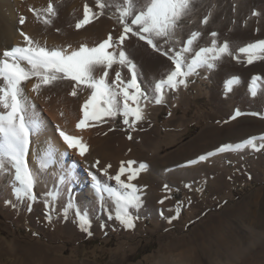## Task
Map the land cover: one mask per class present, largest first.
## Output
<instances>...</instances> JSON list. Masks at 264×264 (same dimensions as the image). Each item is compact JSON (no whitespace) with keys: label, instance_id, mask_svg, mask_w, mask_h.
Listing matches in <instances>:
<instances>
[{"label":"rangeland","instance_id":"rangeland-1","mask_svg":"<svg viewBox=\"0 0 264 264\" xmlns=\"http://www.w3.org/2000/svg\"><path fill=\"white\" fill-rule=\"evenodd\" d=\"M61 2L70 11L75 9L67 20L69 30L83 18L81 9L86 3L98 11L95 0H56V4ZM112 11L106 8L104 15L100 16L105 19L101 27L103 35L96 40L84 39L82 34L78 38L65 39L62 45H52L54 42L51 41L56 40L53 38L39 43L50 50L59 48L70 53L81 45L95 47L109 34L116 41L119 38L117 34L122 33V26L116 18H110ZM253 12L259 15L254 16ZM209 13L211 15L205 25L202 20ZM44 31L42 29V36ZM193 31L202 33L194 45L195 50L210 46V33L216 32L218 45L228 42L232 55H224L211 70L199 69L198 74L188 78L187 87L182 85L175 91L165 89L164 102L146 104L144 119L133 128L123 123L122 116L105 117L104 122L90 121V128L95 133L97 128L98 132H117L124 145L135 152L132 157L136 167L140 163L147 165V169L136 178L140 182L135 183L143 200V206L132 213L136 217L135 227H123L115 219L114 212H103L99 202L93 207H90L92 203L76 205L72 195L79 194L87 183L80 188L77 186L80 185L79 180L70 178L66 184H61L62 175L57 178L60 169L48 168L46 172H38L35 202L17 200L12 176L0 173V264H169L165 250L176 253L170 243H178L180 239L187 244L185 248L198 253L200 260L191 264H264V150L226 151L199 161L200 156L215 152L222 144H237L249 137L264 135V118H261L264 116V60L248 64L246 55L238 52L240 47L264 39V0L254 4L248 0H194L191 13L180 22L173 41L166 44L160 40L158 45L165 51L172 45L178 49L180 44L176 41H186ZM129 37L134 38L135 45L131 47L132 39L128 38L123 50L136 65L140 87L151 97L154 82L166 77L174 66L166 56L154 51L144 41ZM103 71V68H97L94 75L99 78ZM117 71L124 81L130 80L128 69L114 64L108 69V83L115 81ZM253 76L261 77L255 97L249 92ZM233 77H238L239 83L227 91L226 82ZM34 81L35 78L27 82L26 91H32ZM66 81L57 102L61 108L56 103L57 116L62 119L61 115H66L67 120L62 119L63 122L76 126L81 106L91 95V89L76 86L68 79ZM74 87L76 96L71 95ZM36 106L38 112L35 115L42 127L49 124L53 130L46 138H60L61 130L52 116L40 106V102L37 101ZM236 110L242 115L232 119ZM68 116L72 117L71 120ZM230 122L231 132L223 128V131L213 132L214 142H210L213 138L210 135L199 139L204 131ZM241 124L252 125L250 132L237 131ZM40 135L35 138L40 140ZM60 139L63 140L62 137ZM195 140L196 144H209L192 156L185 154V159L166 165L163 158L183 147L187 153L186 147ZM41 148L39 153H35L36 162L38 154L44 150L51 148L55 152L52 146ZM123 152L126 151L120 153ZM93 156L92 165L97 170L99 166ZM160 160L161 164H158ZM62 161L68 168L81 166L72 153L62 157ZM190 161L199 162L189 164ZM115 172L116 169L110 175L114 176ZM110 185H115L114 180ZM56 191L60 195L54 201L46 195ZM161 198L168 206L164 210L158 208ZM45 200L50 201L51 211L45 206ZM69 200L74 208L78 207L90 217L91 236L79 229L78 223L74 222L73 211L70 210L68 218H64L63 209ZM30 203L31 211L28 210ZM109 205L114 209L111 201ZM178 208L179 216L174 218ZM49 214L51 220L47 218ZM205 251L215 253L219 262H214Z\"/></svg>","mask_w":264,"mask_h":264},{"label":"snow or ice","instance_id":"snow-or-ice-1","mask_svg":"<svg viewBox=\"0 0 264 264\" xmlns=\"http://www.w3.org/2000/svg\"><path fill=\"white\" fill-rule=\"evenodd\" d=\"M193 4L194 0H95V7L98 11H94L86 3L83 6V18L76 23L75 27L81 29L104 15L106 8L113 9L110 18H116L122 26V33L118 40L114 41L112 35L109 34L107 39L95 47L81 45L78 50L69 53L67 50L59 48L50 50L41 46L21 31L24 46H13L0 54V173L12 176L13 193L17 200L36 201L35 187L38 183V172L46 171L55 161L53 150L48 148L38 154L36 171L29 166L27 157L31 137L40 132L42 125L35 113L30 112L34 106L28 103L25 96V83L35 78L36 83L32 86V91L35 92H38L42 86L51 85L61 79H68L74 81L76 86L82 85L86 89H91V95L81 106L82 117L76 125L77 129L90 126V121L104 122L105 117L115 118L117 116H122L123 123L128 128H133L137 122L144 119L146 104L164 102L165 89L175 91L182 85L187 87L188 78L198 74L199 69L211 70L216 67L217 62L224 55H232L228 42L225 41L218 45L216 32L210 33L212 37L210 46H201L198 50H195L194 45L202 35L199 31L191 32L186 41H176L180 44L178 49L172 45L165 51L158 45L160 40L166 44L173 41L180 22L191 13ZM29 10L33 12L38 21L46 25L51 24V18L57 14L51 0L44 9L30 8ZM210 15L211 13L204 17L203 24L208 23ZM253 15L259 14L253 12ZM25 19L21 17L19 23L23 25ZM129 35L137 37L154 51L166 56L174 66L166 77L154 82L151 97L140 87L135 71L136 65L123 50L124 42ZM238 52L246 55L248 64L264 60V39L240 47ZM114 64L126 67L131 73L130 80L124 81L121 73L117 71L115 81L108 83V69H111ZM97 68L104 69L99 78L94 75ZM260 80L259 76H253L251 79L249 92L253 97L258 94V81ZM238 83V77L227 80V91H231L232 86ZM71 95H77L76 87L73 88ZM249 114L261 115L260 113ZM240 115L242 113L236 110L232 119ZM59 135L68 148L78 150L80 156L85 155L87 146L80 137L69 135L64 131H59ZM128 138L131 139V135ZM245 149L256 152L264 150V135L252 136L237 144L222 145L215 152L200 156L199 161L207 160L209 156L217 153ZM199 161H190L189 164ZM126 163L127 167H125V162H121L114 176L108 174L107 168L102 170L107 180L115 181V186L102 182L95 174L90 175L94 190L100 200L107 199L112 202L115 219L123 227L133 229L136 219L132 214L133 210H139L143 206V200L140 188L132 181L147 169V165L140 163L134 168L135 161ZM125 173H127L126 180L122 179ZM70 177L71 171L60 178V183L63 184ZM165 190H167V185H165ZM46 195L54 201L59 198L60 193L56 191ZM45 206L49 207L50 211L52 210L49 200H45ZM28 210L31 211V203ZM70 210L73 211L74 222L78 223L79 229L91 236V219L88 214L78 207L74 208L69 200L63 209L65 219L68 218ZM178 216L179 208L174 218ZM47 218L51 220V215L49 214Z\"/></svg>","mask_w":264,"mask_h":264},{"label":"bare ground","instance_id":"bare-ground-1","mask_svg":"<svg viewBox=\"0 0 264 264\" xmlns=\"http://www.w3.org/2000/svg\"><path fill=\"white\" fill-rule=\"evenodd\" d=\"M262 0H248L251 4H254L255 2H260ZM49 3V0H0V54L6 49H11L13 46H24V40L23 37L20 35V32L23 31L25 34H27L31 39L37 41L40 43L48 38H53L56 39L52 45H57V44H63L65 39L68 40L71 37H79V35L84 34L83 38L84 39H90V40H96L98 39L99 36L103 35V23L105 22V19L102 17H99L97 22L95 23H90L84 26L81 29H77L75 27L76 23L75 22L72 25V29L69 30L67 25L68 22L67 20L70 18V14L74 12L75 9H67L66 7H63V2L57 3L56 0H51V3L54 5L56 9V16L52 17V22L51 24H44L41 23V21H38L35 16L33 15V12L30 11V8H34L37 10H41L47 7ZM66 8V9H65ZM73 8V7H71ZM70 12V13H69ZM82 15H83V10L81 9ZM24 17L25 23L21 25L19 23L20 18ZM42 29L44 31V36H42ZM50 29H56V32L51 31ZM87 30H91L93 32H87ZM62 36H61V35ZM118 37L120 34H117ZM61 36V38H59ZM105 38V37H104ZM131 40L130 46L133 47L135 45L134 38L133 37H128ZM128 38L126 40H128ZM125 40V41H126ZM39 43V44H40ZM36 83V80L34 81ZM73 83V82H72ZM67 84L66 79L64 80H57L51 85L47 86H42L41 89L38 92L35 91H26L25 90V96L27 97L28 103L32 106H36L37 101L40 102V106L44 107V109L49 112V114L52 116V120L56 122L57 128L60 129L61 131H64L65 133L72 135V136H77L82 139V142L87 146V151L84 156H80L78 153V150L73 149V148H68L66 142L60 138H52V139H47L48 133L53 131L50 127V125H44L41 127L40 134H33L31 137V145L28 153V163L29 166L35 171L37 167V162L35 159V153H39V150L42 149L41 147H49L52 146L54 148V156H55V161L54 164L49 167V169H60L59 173L57 174V178L60 175H64L71 171V177L74 180H79V184L77 185L78 187H82L85 183H87L85 188L78 193H74L72 196L74 198V201L77 203L76 205H85L86 203H92L90 207H93L96 202L100 203L101 209L103 212H114L115 210L112 209L109 205V200L105 199L104 201H101L98 195L96 194L94 187H93V182L91 180V175L90 174H95L102 182H105L107 184H111L112 181L107 180V177L102 175V170L107 168L108 174L112 173L115 169L116 172H118L119 167L121 166V162H125V167H127L128 161H135L134 154L135 152L131 150V148L128 145H124L122 142V139L119 138V134L117 132H112V131H101L98 132L97 128V133H95V130L93 128H90L91 126L85 127L83 129H77V127L74 125H68L66 122H63V120L66 119V115H61L62 119L57 116V102L60 101L59 93L63 90L65 85ZM74 84V83H73ZM27 82L24 85V89L27 86ZM76 85V84H75ZM57 103V104H56ZM59 105V104H58ZM66 106V105H65ZM73 106V105H72ZM34 107L30 109V111L34 112ZM37 107V106H36ZM35 107V109H36ZM60 107V105H59ZM61 108V107H60ZM71 108V107H70ZM68 109V107H67ZM66 111V110H65ZM38 110L34 113H37ZM55 112V114H53ZM67 112V111H66ZM65 112V113H66ZM69 113V112H68ZM67 114V113H66ZM72 114V113H71ZM69 120H71L72 117L68 116ZM82 117V113L79 115V119ZM76 119V118H75ZM75 121V120H74ZM49 123V122H48ZM90 123V122H89ZM47 124V123H46ZM230 123L225 124L224 126H221L217 129H208L204 131L199 139L204 138L206 136H214L213 132L218 131H223L222 128L225 130H228V133L231 132V126ZM98 125H96L97 127ZM108 127V126H107ZM252 125H244L241 124L239 125L240 131L243 132H250ZM56 128V127H55ZM106 128V127H105ZM51 130V131H50ZM47 131V132H46ZM248 132V133H249ZM36 135H40V140H37L35 137ZM53 135V133H52ZM223 138V137H222ZM198 139V140H199ZM197 140V139H196ZM193 141L192 143H189L188 146L186 147V152L185 153V147L182 149L178 150L177 152L166 156L163 158V160L166 162V165L172 164L173 161H177L178 159L183 160L185 159V154L187 157L192 156L195 154V152L199 149L204 147L205 145L208 146L207 143H199L196 144L197 141ZM215 139L214 137L211 139L210 142H214ZM49 144V145H48ZM204 144V145H203ZM223 145V144H222ZM221 147L218 146L217 149ZM206 148V147H205ZM215 149V148H214ZM213 149V150H214ZM126 151L123 153H120L121 151ZM212 150V149H211ZM210 151V150H209ZM103 152V153H102ZM207 152V151H206ZM72 153L77 156V161H80L81 166L77 167H72L68 168L64 166V163L62 161V157L67 154ZM197 153V152H196ZM138 154V153H137ZM136 156L138 157V155ZM95 155V162L99 166V168L96 170L93 167V161H91V156ZM217 155V154H216ZM94 157V156H93ZM92 157V158H93ZM98 162V163H97ZM141 162V161H139ZM158 164H161V160L157 161ZM184 163V162H182ZM77 165V164H76ZM111 165V167H108ZM136 163L133 165L135 168ZM156 165V163H155ZM183 165V164H182ZM183 168V166H181ZM68 168V169H67ZM46 172V171H45ZM47 174V173H46ZM127 173H125L124 176H122V179L126 180ZM69 178V179H70ZM65 180L63 184H66L68 180ZM115 182V181H114ZM140 179H134L132 183H139ZM82 184V185H81ZM115 186V185H113ZM13 188V187H12ZM160 201H163V203H159L158 208L164 210L167 208V204L163 198L160 199ZM24 243V242H23ZM171 247L175 250H177L176 253L172 252L169 250L166 253H168V263L173 264L175 261L176 264H191L192 261H198L200 258L197 257V252L195 251V254L193 253L194 250L192 251L190 248H185L187 244H185V241L179 240L177 242H172L170 243ZM27 250V249H26ZM214 253V252H213ZM205 254L213 259L214 262L217 261V258L214 254L209 253L208 251H205ZM175 255V256H173ZM166 257V255H165ZM59 261V260H58ZM62 262V260H61ZM219 262V261H217ZM54 264V263H53ZM58 264V263H57ZM65 264V262H64ZM158 264V263H157Z\"/></svg>","mask_w":264,"mask_h":264}]
</instances>
